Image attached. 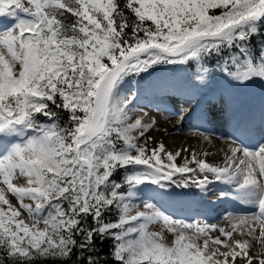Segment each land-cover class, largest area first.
Returning <instances> with one entry per match:
<instances>
[{
    "label": "snow or ice",
    "instance_id": "6c2138e0",
    "mask_svg": "<svg viewBox=\"0 0 264 264\" xmlns=\"http://www.w3.org/2000/svg\"><path fill=\"white\" fill-rule=\"evenodd\" d=\"M159 65L198 66L194 91L264 87V0H0V264H264V96L259 128L234 126L259 139L210 163L147 136L131 78ZM216 183L257 211L218 226L150 202Z\"/></svg>",
    "mask_w": 264,
    "mask_h": 264
},
{
    "label": "rangeland",
    "instance_id": "374dc122",
    "mask_svg": "<svg viewBox=\"0 0 264 264\" xmlns=\"http://www.w3.org/2000/svg\"><path fill=\"white\" fill-rule=\"evenodd\" d=\"M194 66V71L192 72L186 66L159 65L155 70L151 71L150 75L144 74L143 78L132 77L131 79L133 83L130 86L134 90H139L135 108L137 109V114L144 117L145 123L156 121L154 127H152L147 133V136L152 137L156 142H164L168 150L175 152L178 149L189 148L195 149L198 153L208 151L210 153L207 157L208 162L219 163L223 155L221 149L226 150L228 144L232 141L231 132L233 131V128H229L230 122L228 121H231V127L235 126L232 122H236L243 117H250L251 122H253L255 117L249 114L245 105H247L248 101L251 99L248 103V110L261 112V105L259 101L262 99V96H264V87L257 83L248 89L235 93L232 92V90L226 89L223 80H219L206 91H194L186 87V81L192 77L193 73L197 70L198 66ZM126 87L129 86L126 85ZM253 93L256 94L254 95ZM230 94L237 97L235 103L229 100ZM253 98L256 99L259 106H256V104L253 105ZM206 100H208L207 103H209V105H215V111L217 113L216 117L210 122L205 123L201 121L199 119L200 112L195 113L193 118L189 119V123H185L186 119L183 121L179 119L178 112H180V110H183L184 113H188L193 111L192 108L197 101V105H199ZM222 104L227 105L226 111H220ZM252 106L253 108H251ZM255 113L256 118H259L258 112ZM233 115L234 118L232 117ZM260 121L261 118L259 119V122ZM199 124H205L210 128L200 129L197 126ZM199 133L207 135L209 140H205L203 136L199 135ZM149 146H153L152 141H149ZM183 155H187V153L182 152V156ZM178 162L180 161L178 160ZM224 188L225 186L219 183H216L214 186H210L205 198L202 197V193L194 187L181 189L176 188L174 185H170L168 189L165 190L166 193L170 194H162L164 200L152 199L150 202L156 203L158 208L175 219L191 222L194 221L191 218L184 217L183 215L185 214L176 215L175 212H171L173 203L170 201L177 200L171 197L181 196L182 198L178 199L182 200L180 202H185V204H189L188 202H190L191 198H198L199 203H204L205 205L208 204L207 199L216 200L217 206L224 204L226 209L229 205L235 208H253L236 202L230 198H220V192ZM144 200H149V196L142 194L141 201L139 202L141 206ZM193 204L198 207L197 202H193ZM175 207H184V204L181 206L176 205ZM193 209L194 206L192 207L190 205L186 206L185 211L189 212L193 211ZM211 212L215 214L218 212V209L212 208L209 210L208 208L207 213ZM236 216H240V214H227L224 211L220 214L217 222L221 226H227L229 218ZM197 220L200 219L197 218ZM208 223H211V221Z\"/></svg>",
    "mask_w": 264,
    "mask_h": 264
},
{
    "label": "bare ground",
    "instance_id": "6f19581e",
    "mask_svg": "<svg viewBox=\"0 0 264 264\" xmlns=\"http://www.w3.org/2000/svg\"><path fill=\"white\" fill-rule=\"evenodd\" d=\"M233 118H234V115L232 116ZM200 136H202V135H200ZM215 184H213L212 186H214ZM218 187V186H217ZM210 195V194H209ZM202 197H205L206 198V195L205 194H202ZM154 199L155 200H158V199H162V200H164V198L162 197V195H156L155 197H154ZM181 199V198H180ZM207 201H208V208H209V210H211L212 208H216V209H218V211H220V212H222V210L225 208V206H224V204L223 205H220V206H217V201L216 200H208L207 199ZM197 204H198V207L199 208H202V206H205V204L204 203H199V202H197ZM201 206V207H200ZM212 213V212H211ZM212 214H214V213H212ZM253 251L255 252V251H259V249H258V247L256 248V249H253Z\"/></svg>",
    "mask_w": 264,
    "mask_h": 264
},
{
    "label": "trees",
    "instance_id": "16d2710c",
    "mask_svg": "<svg viewBox=\"0 0 264 264\" xmlns=\"http://www.w3.org/2000/svg\"><path fill=\"white\" fill-rule=\"evenodd\" d=\"M208 67H213L214 65L212 64V63H210V64H208L207 65ZM193 67H195L194 65L193 66H191V67H188V69H190L192 72L194 71V68Z\"/></svg>",
    "mask_w": 264,
    "mask_h": 264
}]
</instances>
